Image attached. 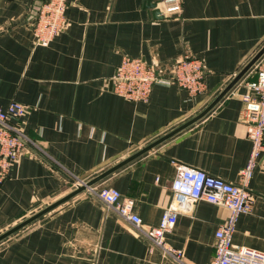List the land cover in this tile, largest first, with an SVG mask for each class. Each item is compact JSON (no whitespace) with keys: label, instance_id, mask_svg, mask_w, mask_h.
Returning <instances> with one entry per match:
<instances>
[{"label":"crops","instance_id":"obj_1","mask_svg":"<svg viewBox=\"0 0 264 264\" xmlns=\"http://www.w3.org/2000/svg\"><path fill=\"white\" fill-rule=\"evenodd\" d=\"M147 1L66 0L65 28L38 45L32 28L41 0H0V109L22 103L17 124L42 150L22 154L1 183L0 233L75 190L71 175L90 180L198 115L264 44V0H165L180 10L160 18ZM185 51L203 62L205 85L195 96L174 82L154 84L146 101L112 91L123 56L168 76ZM256 62L203 116L94 184L131 197L150 228L171 200L175 164L238 182L251 149L243 95ZM247 187L254 200L238 217L232 246L264 252V155ZM227 214L199 200L164 239L184 264H206ZM0 264L178 263L81 191L1 240Z\"/></svg>","mask_w":264,"mask_h":264},{"label":"built area","instance_id":"obj_2","mask_svg":"<svg viewBox=\"0 0 264 264\" xmlns=\"http://www.w3.org/2000/svg\"><path fill=\"white\" fill-rule=\"evenodd\" d=\"M160 2L163 10L156 7L163 16L180 10L177 2L170 5L165 4V0ZM65 9L66 0H41L37 4L32 28L36 44H47L65 28ZM255 71V80L247 83L250 93L243 95L242 118L251 149L246 164L239 171L238 182H229L195 167L175 164L176 174L170 183L171 200L158 224L150 228H144L141 218L133 211L134 200L122 196L116 188L86 185L85 179L75 175H71L72 185H85L83 193L98 199L108 210L130 223L151 248L159 249L178 264H184L181 250L168 245L164 239L165 234L174 227L177 214L190 211L199 200L223 206L228 214L214 232V252L206 264H264L263 251L232 246V234L238 217L250 212L254 200V194L247 187L248 181L258 158L264 155V54L256 62ZM173 82L186 90L189 96L200 93L205 85L202 60L186 51L182 52L172 63L170 74L163 76L156 65L142 57L123 56L111 78V89L130 101H146L154 84ZM24 112V105L17 100H11L5 108L0 109V185L22 154L42 152L17 124Z\"/></svg>","mask_w":264,"mask_h":264},{"label":"water","instance_id":"obj_3","mask_svg":"<svg viewBox=\"0 0 264 264\" xmlns=\"http://www.w3.org/2000/svg\"><path fill=\"white\" fill-rule=\"evenodd\" d=\"M157 1H152L148 0L146 5L150 8H152V14L154 17L160 18V12L159 9L156 7L157 6ZM264 54V44L259 48V50L251 57V59L247 62V64L232 78V80L227 84V86L218 94V96L204 109L202 110V112H200L198 115H196L195 117H193L192 119L188 120L187 122L181 124L180 126L174 128L173 130H171L170 132L166 133L165 135L159 137L158 139L154 140L153 142L143 146L141 149H139L138 151H136L135 153L131 154L129 157H127L126 159L122 160L121 162H119L118 164L110 167L109 169L101 172L100 174H98L97 176L93 177L90 180L86 181V185H93L94 183L98 182L99 180L103 179L105 176H107L108 174H110L111 172H113L114 170H116L118 167H120L121 165L125 164L126 162L130 161L131 159L141 155L142 153L150 150L151 148H153L156 144L160 143L161 141H163L164 139H166L167 137L173 135L174 133H176L177 131H179L180 129L184 128L185 126L189 125L190 123H192L193 121H195L196 119L200 118L201 116H203L235 83L236 81L256 62L258 61V59ZM85 189V185H81L76 187L75 190L69 192L68 194H66L65 196H63L61 199L57 200L56 202H53L52 204L46 206L45 208L41 209L40 211L36 212L35 214L25 218L24 220H22L21 222H19L18 224L12 226L11 228L5 230L4 232L0 233V241L3 240L4 238H6L7 236L11 235L12 233H14L15 231L21 229L22 227L26 226L30 221L34 220L35 218L39 217L40 215H42L43 213L47 212L48 210L52 209L53 207H55L57 204H59L60 202H62L65 199H68L72 196H74L75 194L83 191Z\"/></svg>","mask_w":264,"mask_h":264},{"label":"rangeland","instance_id":"obj_4","mask_svg":"<svg viewBox=\"0 0 264 264\" xmlns=\"http://www.w3.org/2000/svg\"><path fill=\"white\" fill-rule=\"evenodd\" d=\"M71 182V178L69 179V183Z\"/></svg>","mask_w":264,"mask_h":264}]
</instances>
